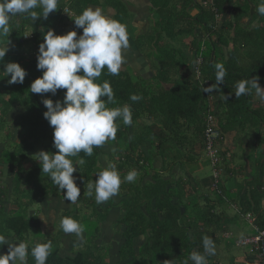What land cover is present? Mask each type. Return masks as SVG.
I'll use <instances>...</instances> for the list:
<instances>
[{
    "label": "trees",
    "instance_id": "1",
    "mask_svg": "<svg viewBox=\"0 0 264 264\" xmlns=\"http://www.w3.org/2000/svg\"><path fill=\"white\" fill-rule=\"evenodd\" d=\"M171 1L161 0L160 4V0H152L154 7L162 9L159 11L161 15L154 20L148 33L140 36L137 41L139 48L158 64L154 78L149 80L134 77L124 70H121L119 75H110L105 68L96 81L103 83L107 80L113 88L116 102L108 104L109 108L127 104L132 110L131 126H125L121 120H117V138L110 140L119 145L116 155L107 163L102 159V146H94L91 156L81 152L70 158L74 166H77L80 187L85 192L87 185L94 184L98 179V172L103 171L110 163L116 165L122 178L119 191L121 201L117 205L121 208L122 217L116 224L121 228L120 235L124 240L121 261L128 260L126 264H165V261H172V264H185L187 261V264H193L189 260L190 254L194 251L204 253L203 236L213 237L215 234V231L210 229L212 223L219 218L215 200L221 199V195L225 193L224 174L216 177L214 170H226L231 166L230 163L235 160L232 144L237 142L243 145L244 138L249 139L248 137L255 135L257 140L261 141L260 145L256 139H250L247 146L256 156L258 149L263 151L264 111L254 105L255 90H252L250 95L237 98L234 86L242 79L258 77L260 86L264 88V16L257 13L254 19L260 18L258 24L246 28L240 26L239 19L235 24L223 20L229 6L227 0H216L213 6H206L201 0H184V4L190 6L193 3L199 9V13L194 17L187 15V10L175 11L176 7L171 6ZM98 3L99 0H59L57 10L50 13L47 19L41 16L34 22L38 32L29 25L31 19L17 15L10 19V32L0 35V46L13 42L4 60L0 62V86L3 88H0L1 121L4 122L5 116L18 106L17 124L23 126L27 136L19 145L21 154L26 153V147H29L28 151L32 148L27 143L30 140L34 143L50 140L54 144V128L44 117L47 108L42 101L45 98L54 102L63 101L66 92V89H60L55 95L50 92L31 93V84L43 75L42 70L37 68V57L45 33L54 30L57 35H65L75 30L77 34H81L83 29L76 27L75 18L69 22L70 18L64 13L65 9L74 11L77 17L89 5ZM35 10L42 14V9ZM122 14L123 12L119 13V16ZM199 27L207 38L202 48L196 34ZM162 34L169 39L167 43L160 38ZM189 37L192 38L190 50H193L190 55L186 50V40ZM199 56L203 58L200 75L196 73V61ZM245 59L246 63H243ZM11 62L19 63L26 70L23 84H8L7 81L11 77H6L3 70L5 65ZM215 63H223L227 75L224 83L219 86V91L205 93L202 85L209 87L215 83ZM78 74L83 73L81 71ZM131 94L142 96V100L131 101ZM223 95L228 96V100L222 99ZM209 126L219 132L213 146L216 160L207 154L206 131ZM257 126L260 130L251 131L254 129L252 127ZM231 132L238 134V139L232 143L228 140V133ZM148 143L155 147L156 151H146L145 146ZM197 144L202 146L204 157L208 158L213 169L214 186H211L209 196L215 195L216 198L212 200V204L208 201L202 205L199 196H194L198 202L191 203V198H187L188 182L182 175L177 179L178 174L173 173L178 165L182 167L185 162H198L202 154L196 155ZM56 150L58 152V149ZM261 151L259 155H263V159L264 154ZM162 154L169 157V165L163 163L162 168H157L154 159L158 155L164 158ZM81 159L84 162L77 165ZM132 169H140L142 172H138V175L141 176L134 182H125L123 177ZM22 171L23 167L20 168L19 177ZM36 173L37 169H34L33 175ZM148 175H151V179L144 183ZM37 177L38 175H35L34 178ZM49 181V185L54 188L50 177ZM171 184H176L177 190L170 189ZM84 197L87 204L94 207L96 222L100 223L95 227L97 236L107 219L108 209L115 204V200L110 198L103 204H97L94 190L92 196L85 194ZM263 197V187L260 184L258 187L254 185L250 194L245 195V204L241 206L246 216L250 212L254 214L253 220L261 229H264V210L261 205ZM13 227L16 232L20 228L17 225ZM22 228L19 235L29 230L30 225ZM91 238L75 258L60 261L57 251H54L46 264L104 263L97 243ZM140 240H143L144 244L137 250L136 244ZM213 258L215 255L207 257L208 264H214L209 261ZM29 264H35V259Z\"/></svg>",
    "mask_w": 264,
    "mask_h": 264
},
{
    "label": "clouds",
    "instance_id": "2",
    "mask_svg": "<svg viewBox=\"0 0 264 264\" xmlns=\"http://www.w3.org/2000/svg\"><path fill=\"white\" fill-rule=\"evenodd\" d=\"M58 3L59 0H0V35L10 32L12 17L19 15L33 22L41 16L47 19L50 13L57 10ZM37 8L42 9V14L35 10ZM256 11L264 16V0H260ZM64 13L69 15L66 9ZM74 22L77 28L83 29V34L79 37L75 30L65 35H57L54 30L45 33L37 57V68L42 70L43 75L30 87L34 94L50 92L55 95L58 90L66 89L63 101L54 102L50 98L42 101L47 108L44 117L54 128V147L58 152L53 154L41 150L36 156L39 157L37 160L41 164L42 173L48 174L60 190L66 189L64 200L71 204L77 203L81 189L75 182L73 173L76 167L70 158L81 152L91 156L94 146L101 147L107 141L115 140L118 132L117 120H121L125 126L133 123L129 105L115 108L107 106L116 102L110 82H96L105 68L108 74L119 75L122 64L126 62L123 50L130 47L127 26L106 16L100 8L91 7L84 9ZM8 51V45L0 46V62ZM213 67L216 70L215 83L209 87H203V84L202 90L205 93L219 91V86L224 83L227 75L223 63H215ZM81 71L83 74H78ZM3 72L6 77H11L8 84H23L27 75L26 70L16 62L7 63ZM234 87L237 98L250 95L255 90L257 99L264 102V88L260 86L258 77L242 79ZM102 97L107 99H101ZM222 99L228 100V96L223 95ZM130 100L138 102L142 100V96L131 94ZM83 162L81 159L77 165ZM97 175L98 179L94 184L87 185L85 194L92 196L94 190L95 202L102 204L119 194L122 178L116 165L112 163ZM137 176L138 171L132 169L123 180L131 183ZM60 228L65 234L74 233L77 237H83L84 226L72 217H63ZM202 241L204 253L194 251L189 256L193 264H208L207 257L216 254V245L211 237L204 235ZM5 244L9 246V252L0 254V264H27V242H19L17 246L0 234V245ZM51 251L52 242L49 240L32 247L31 256L35 259V264H46ZM165 264H172V261H165Z\"/></svg>",
    "mask_w": 264,
    "mask_h": 264
},
{
    "label": "crops",
    "instance_id": "3",
    "mask_svg": "<svg viewBox=\"0 0 264 264\" xmlns=\"http://www.w3.org/2000/svg\"><path fill=\"white\" fill-rule=\"evenodd\" d=\"M183 1L184 0H172L171 6L176 7V10H172L177 12L187 10L186 14L190 15L191 17H194L199 13L197 6H195L193 3H191L189 6L184 4ZM227 1L229 6L226 14L223 16V20L230 21L235 24V22H237L239 19L240 26L246 28L257 25V20L254 18L257 15L256 8L260 0ZM164 2H166V0H164ZM160 4H162L161 0ZM89 7L93 9L100 8L106 16L116 19L127 26L130 47L123 50V55L125 56L126 62L122 64L121 70L129 72L134 77H142L149 80L153 79L157 72L158 64L153 58L147 56L139 48L137 41L140 36L146 35L148 33L152 24L154 23V20L156 18L158 19V15H161L159 11L162 9L159 7H154L152 0H99L98 4L89 5L88 8ZM172 10H170V12ZM121 12H123V14L119 16V13ZM73 13L75 14V17H71V19L76 18V13L74 11ZM29 25L33 26L35 32H38L36 25L32 20H30ZM82 34L83 32H81V34H77V36L79 37V35ZM196 34L199 42H201L202 48L204 40H207V38L204 36L202 28L200 27L197 29ZM160 38L163 39L165 43L169 41V39L164 37L163 34L160 35ZM191 40V37L187 38L186 40L188 45L186 50L189 55L193 51L190 50ZM11 46H13V42L10 44V47ZM224 51H226V48H224ZM192 56L190 58H192ZM243 63H246V59L243 61ZM254 105L257 108H262L264 111V102H260L257 99L255 92ZM17 119L18 118H15L14 121L12 119L10 120L12 123H17ZM252 128L254 129L251 131L254 132L256 129L260 130L258 126L257 128ZM11 135L12 139L7 142V145L0 143V234H3L9 242L14 244L16 243L17 246L19 242L28 243L29 255L27 257V264L33 260L30 252L31 248L38 243H47L49 240L52 242L51 252L57 251V257L59 259L61 258L60 261H64L68 258H75L77 253L80 252L86 243L85 239L87 237V229L84 228L82 238L77 237L74 233L65 234L60 228V220L63 217L68 216L74 218L81 225H83V222L87 220L88 213L90 212L94 215L95 212V210H90V208L94 209V207H91L86 202L84 197L86 192L80 187V182L76 173L77 170L73 173V176L75 177L77 186L81 189V196L76 204H71L70 201L64 200L66 189L60 190L55 184H53V186H55L54 188L49 185L50 181L46 176L48 174L42 173L41 164L37 160L39 157L36 155L32 156L29 154V151L24 154L20 153L19 145L23 139L27 138V136L20 135V133L17 134L16 131L15 133L12 131ZM228 135V140L231 143L238 139L237 132H231L228 133ZM248 138L249 139L244 138L243 144L246 151L244 156L246 157L247 154L250 153L249 146H247L250 143V139L257 140L255 135H252ZM258 142L260 145L261 141ZM262 145L264 151V144ZM38 146H41V143ZM118 146L119 145H117L115 142L110 140L107 141L106 144L102 146V159L109 163L110 160L116 155ZM7 147L13 150L8 151ZM196 149V155L200 156V154H202V157L199 158L198 162L194 164L185 162V165L182 167L178 165L175 167L173 173L178 174L177 179H180L178 177L179 175H182L185 181L188 182L186 186V188L189 189L187 198L190 199L193 196L191 194H195L194 196L200 197V202L202 205H205L208 203V201H210V204H212V200L216 198L215 195H212L211 197L209 196L210 188L211 186H214L213 169L211 175L202 174L206 167L205 160L208 161L209 165L210 162L208 158L204 157V152H202L204 150L202 146H198L197 144ZM247 149L249 150L248 152ZM145 150L148 152L150 150L156 151V148L152 147V145L148 143L145 146ZM48 152H50V149ZM259 152L260 150L258 149L257 156H259ZM257 156H255L257 159L256 161L251 162L250 160L246 159V164L240 167L234 164L235 160L233 159V163H230L231 166H228L226 170H223V188L225 189V193L221 195V199L215 200L216 213L218 214L219 218L216 222L212 223L210 228L215 231V234L213 235L214 238L211 236L210 237L215 242L216 254L213 260H209L214 264H236L232 263L231 261H224V263L222 262L221 258L223 257L224 250L221 248V245L224 242L233 245L238 241V239H240L239 236L236 237V239H238L237 241L235 240L234 243L224 240L227 236L232 234L231 225L238 224V222L235 221L232 216L234 213H243V208H241V206L245 204V195L250 194V190L253 188L254 182L256 183V178L258 176L260 177L258 184H260L264 189V179L262 177L264 160L262 163H260V168L258 170L255 167V164H258L255 162L259 161ZM178 158L179 157H176V159ZM163 163L164 160L162 156L159 155L155 157V167L162 168ZM251 163L254 164V166L251 167ZM21 167H23L24 171H22L21 177H19ZM34 169H37V173L35 174L38 175L37 179H35V175H33ZM137 171L139 173L142 172L140 169ZM239 177L243 180V183L236 182V179ZM150 179L151 175H148L147 178H145L144 183ZM22 181H24V184H22ZM220 181H222V179ZM169 187L172 190H177L176 184H171ZM233 193L235 194L233 195ZM119 195L120 194L112 197L115 200V204L108 209L107 219L102 224L100 233L97 236L96 233L93 235L96 237L91 235V237L94 238L95 242L97 243L99 247L98 249L101 251L102 256L104 257L105 262L101 264H126L128 262V260L121 261V251L123 249L124 240L120 235L121 228L116 224L122 217L121 208L117 206L121 201ZM261 205L264 210V197L261 200ZM250 215L253 216L252 219L250 218ZM247 216L253 222L252 223L249 221L254 225L257 231V228L260 227L255 223V220H253L255 217L254 214L250 212L247 214ZM16 225L20 226L17 232L13 227H16ZM27 225H30V229L23 231L24 234L19 235V231L23 230L22 227ZM103 243H107L108 245H103ZM143 244L144 241L140 240L136 244V249L140 250ZM8 252L9 246L7 244L0 245V254H7ZM256 260V255L245 253L244 257L239 258L240 263L237 264H253Z\"/></svg>",
    "mask_w": 264,
    "mask_h": 264
},
{
    "label": "rangeland",
    "instance_id": "4",
    "mask_svg": "<svg viewBox=\"0 0 264 264\" xmlns=\"http://www.w3.org/2000/svg\"><path fill=\"white\" fill-rule=\"evenodd\" d=\"M68 16H69V18L70 17H75V14L73 15V14L69 13ZM71 20L72 19L70 18L69 22ZM255 20H257V24H258V22L260 21V18H257ZM4 46H7V45L4 44ZM9 47H10V44L8 45V48ZM0 88H2V87L0 86ZM16 109H17V107H14V109L7 116H5V121L4 122L1 121L2 120V117H1V113H0V143H3L4 145H7V142H9L12 139V135H11V132L12 131L14 133L16 131L17 134L20 133V135H25L23 126H21L20 124H17V123H12V121L10 120V119H12L14 121L15 118H18V116H19V110H16ZM15 111H17V112H15ZM27 143H28L29 146L31 145V147H32L29 150V154H31L32 156L37 155V153H39L41 150L48 152V150L50 149V153H53V154H55L57 152L56 148L54 147L53 142L50 141V140H46V142L45 141H42V142H38V143H34L33 141H30V142H27ZM40 143H41V146H38ZM42 145H44V146H42ZM232 146H233V150H234L233 151V154L235 156L234 157L235 158V163L234 164H236V166L240 167L242 165H245L246 162H247L246 159L250 160L251 162H254V161L257 160L255 158L256 155L254 154V152L248 153L247 154V157L244 156V154H245L246 151H245V148H244V146L242 144H238L236 142L235 144L233 143ZM7 150L8 151H12L13 149H10L9 147H7ZM249 150H250V148H249ZM249 150L247 149V152ZM25 151L28 152V147H26V150ZM163 152L164 151H162V153ZM261 153L264 154V151H261ZM162 155H164V154H162ZM262 156L263 155H261V154L259 156H257V158L259 159V162H262L264 160V159H262ZM163 160H164V164L166 163V165L168 166L169 165V160H170L169 157L166 156V155H164ZM255 163H257V162H255ZM205 164H206L205 171L202 172V174L211 175V173H212V166L208 164V161L207 160H205ZM250 165H251V167L254 166V164H252V163ZM259 165H260L259 163L258 164H255V167L258 170L260 168ZM76 170H77V166H76ZM76 173H78V172L76 171ZM253 173H254V171H253ZM262 175H263L262 177L264 179V167H263ZM46 176L49 178L48 175H46ZM139 176H141V174H139L137 177L139 178ZM237 179H236V182L237 183H243V180L240 177L237 178ZM259 181H260V177L258 176L256 178V183L254 182L255 187H258L257 184H258ZM37 182H40V181H37ZM22 184H24V181H22ZM34 191H35V189H34ZM186 191H189V189L186 188ZM234 194L235 193H233V195ZM191 195H193L192 198H191V203L194 204V203L198 202V199H196L194 197L195 194H191ZM91 207H92V205H91ZM90 210L93 211L94 209L93 208H90ZM232 217L235 219V221L238 222V224L231 225L232 234H230L229 236H227L224 239L225 241H230V242L234 243L235 240L237 241L238 238L236 239V237H238V236L240 238V239H238V241H240V240L244 239L245 237L254 235V234H256L258 232V231H256V228L254 227V225L250 223L252 221L244 213H242V212L239 213V214L238 213L237 214L234 213V215ZM96 221L97 220L94 218L93 213L91 214L89 212L88 213L87 220H85V222H83L84 223L83 224L84 228L87 229V231H86L87 232V237L85 239L86 241L89 240V238L91 237V235L92 236L95 235V227H98V225L100 224L99 222H96ZM85 240H84V242H85ZM237 242H235V244H233V245L232 244H227L226 242H224L221 245V248L224 250L223 257L221 258V260H222L223 263H224V261H226V262H228V261L230 262L231 261L232 263H236V264L237 263H240L239 258L240 257H244L245 253L246 254H249V248L246 247V246H239V245H237ZM103 245H108V244L107 243H103Z\"/></svg>",
    "mask_w": 264,
    "mask_h": 264
},
{
    "label": "built area",
    "instance_id": "5",
    "mask_svg": "<svg viewBox=\"0 0 264 264\" xmlns=\"http://www.w3.org/2000/svg\"><path fill=\"white\" fill-rule=\"evenodd\" d=\"M216 0H202V3L206 6H213L215 4ZM66 12L72 13L69 8L66 9ZM203 58L202 56L197 57V67H196V73L198 75L201 74L200 65L202 64ZM211 125L213 123L211 122ZM207 134V154L211 158H215L216 160V151L214 150V139L219 136V132L209 126L206 131ZM223 173V170L215 169L214 175L216 177H219ZM257 233L251 236H247L244 239L237 242V245L239 246H246L249 248V254L256 255L257 260L253 264H264V229L257 228Z\"/></svg>",
    "mask_w": 264,
    "mask_h": 264
}]
</instances>
